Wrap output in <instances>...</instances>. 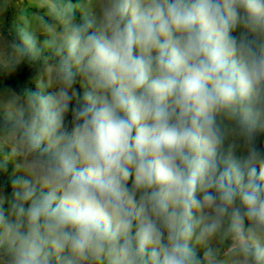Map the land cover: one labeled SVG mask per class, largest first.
Masks as SVG:
<instances>
[{"label":"clouds","instance_id":"clouds-1","mask_svg":"<svg viewBox=\"0 0 264 264\" xmlns=\"http://www.w3.org/2000/svg\"><path fill=\"white\" fill-rule=\"evenodd\" d=\"M79 7L0 24V264H264V0Z\"/></svg>","mask_w":264,"mask_h":264},{"label":"rangeland","instance_id":"rangeland-1","mask_svg":"<svg viewBox=\"0 0 264 264\" xmlns=\"http://www.w3.org/2000/svg\"><path fill=\"white\" fill-rule=\"evenodd\" d=\"M72 3H75L72 1ZM81 5V7L77 8L75 11V18L78 21H81L83 16L86 14V8L84 5L86 4V0H79L77 2ZM7 4L6 10L3 12H0V24H3L5 26H11L12 21L16 19L21 14H27L32 11H35V4L36 0H0V6ZM42 39V38H41ZM35 87L34 82L28 83L26 87ZM0 88H4L2 85V82H0ZM2 113V112H0ZM7 149H5V152ZM20 173H16L14 169L13 164H9L7 172H3L1 176V180L3 181H11V179L14 177V175H18ZM9 192L11 191V185L8 186L7 189Z\"/></svg>","mask_w":264,"mask_h":264},{"label":"trees","instance_id":"trees-1","mask_svg":"<svg viewBox=\"0 0 264 264\" xmlns=\"http://www.w3.org/2000/svg\"><path fill=\"white\" fill-rule=\"evenodd\" d=\"M77 3L79 0H72ZM35 75V69L29 66H22L15 74L9 75L0 69V82L4 87H11L14 90L19 91L25 88L28 83L33 82V77ZM2 115V113H0ZM261 141L264 142V136L261 137ZM2 173H0V178ZM7 182L8 186L11 185V181H3L0 179V184Z\"/></svg>","mask_w":264,"mask_h":264}]
</instances>
